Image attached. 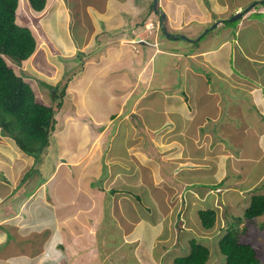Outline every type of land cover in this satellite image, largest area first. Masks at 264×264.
Wrapping results in <instances>:
<instances>
[{
    "label": "rangeland",
    "instance_id": "obj_1",
    "mask_svg": "<svg viewBox=\"0 0 264 264\" xmlns=\"http://www.w3.org/2000/svg\"><path fill=\"white\" fill-rule=\"evenodd\" d=\"M64 1L68 2L71 6L72 24L70 31L73 34L72 38L77 44H82L86 40L85 33L89 32L91 28L90 19L84 13L85 6L87 3H96L98 0ZM28 3L29 0H19V14L17 18L18 20L20 19L22 24L34 27L41 14L33 11ZM263 3L261 1L258 2L260 6L264 5ZM141 4L144 6L148 5L149 1L141 0ZM25 5L29 7L34 17L29 15L27 16L29 19L22 22L23 14H28L22 9ZM158 6L166 9L167 1L159 0ZM255 7L258 8L259 6ZM172 8H170L171 11H173ZM150 11L152 14L157 13L152 6ZM194 13L198 15L200 12L195 9ZM251 16L264 18V14L260 12L252 13ZM239 20L240 18L237 17L229 21V24L233 26V32L237 30L238 27L236 25L239 24ZM213 24L215 22L212 23V26ZM33 29L39 30L37 31L39 33L38 36L44 41L41 38L43 34L42 28L36 25ZM219 31L220 28L215 32H211V34L214 35ZM253 31L257 33L256 28ZM158 35L162 34L157 33V31H153L152 33L147 31V36L150 38L152 36L156 38ZM133 46L130 45L132 50ZM135 46L138 49V46ZM181 46L186 48V51H180L182 54L179 59L177 58L178 60H175L176 58L174 57L173 60L170 56H164L163 60L158 57L155 64L151 62L143 68L145 66L142 63L143 56H140L138 59L134 55L133 65L127 66L125 64L126 66L121 67L122 70H126L124 72H119V69H115L114 67H111L112 69L110 68V70L104 68H97V70L95 69L97 66H89V61L85 60V56L86 58H91V64L97 63V60L101 57L98 58L99 52L97 50L90 54L86 52L84 56V53H80L79 50H76V52L72 50L61 51V45L57 43L47 45L46 41L45 45H39V48L29 58L24 68L19 66V63L12 57L5 55L8 63L15 70L17 68L15 66H19L18 73L26 75L34 89L37 100L42 103L55 105L58 100L53 98V94L55 93L53 86L64 85L66 81H70L68 87H66L67 94L63 98V104L59 107L56 115L57 128L51 136L46 154L43 155L40 161L36 159L30 174L38 173L40 178L46 179V187L44 189L48 192V195L52 193L53 198L49 201L47 198L44 199L50 207L54 209L62 208L60 213H68L73 210L75 206L71 202L82 205L84 208L90 202H94L95 205L97 204L100 213L102 212L100 226H98L99 231L103 235L107 232L108 244L111 242L110 238L116 237L112 241L113 244L118 242V235H122L123 231L126 234L125 230L131 233L140 232L143 236V241L140 243L141 247L137 249V256L141 264L149 262V257H155V261L156 259H161L162 264H174L173 258L184 254L189 240L193 237L200 243L207 245L210 249V258L206 264H225L226 258L221 252L218 242L226 229L232 227L237 230L241 241L249 242L257 248L258 257L264 261V214L252 220L244 217V212L251 202L252 195L264 192V155H251L257 149L256 145L253 146L250 143V141L254 143V140L248 141L249 138H247L248 140L243 138L245 135L243 137L241 135L240 137V133L236 134L237 128L241 126V118L237 116L236 111L242 113L244 121L249 125L247 127L249 129L245 131H253L252 128L255 129L256 127L251 122L256 121L260 117L259 109L253 106V95L249 92L253 85L250 82L246 81L243 88L247 90V93L252 95L250 97L252 99L247 100L248 102L243 101L239 105L236 104V107H233L234 115L229 105L227 108L224 107L225 111L223 114L225 115L224 118H226V124L231 125V123L235 122L233 127L236 130L232 129L230 133L228 132L227 138L224 140L226 146L221 143L223 141L221 138L219 142L215 140L217 142L215 146L226 149L227 154H229L223 164L224 173L227 176L224 178L226 181L220 182L222 187H216L218 186L214 184L216 181L213 180L206 168L201 167L197 170L185 171L187 162L183 163L179 161L185 154L183 148L179 152L178 150L173 153L169 152L177 148L176 146H182L183 144L169 146V148L164 146L167 144V140L170 141L172 139L169 136L171 130L163 131L164 139L162 138V140L164 143L159 145L162 148L161 152L165 156H158L163 161H156L160 165V169L162 168L160 172L161 177L159 176V172L157 176V169L153 165L149 163L144 164L145 162L142 161L138 164L140 166L144 165L143 168L145 167L146 173L141 172V169L135 162L139 158L134 161L128 153L129 151L134 152L135 149H143V145L150 141L145 128H142L144 126L142 118L139 115L142 114L150 123L157 124L162 121V116L164 115L161 106L163 104L159 106V102L157 101L158 105H154L155 101L153 99L157 96L163 99L161 95L163 88L161 87L165 83L172 84L170 86H173V79L176 78L175 85L177 83V86H173L174 90L186 92L191 106L194 104L198 109H201L207 102L210 105L211 103L213 104L214 81L218 85L217 76L213 75L214 68L207 70L210 68V65L209 67L204 66V69L206 68L205 72H203L204 75L191 74L185 71L186 77L179 79V72L174 69H179L182 65L186 66V69H189L192 63H190L191 60L189 59L190 52L199 53L197 51L199 45ZM251 46L255 47L256 45L253 44ZM175 48L181 50V47L175 46ZM231 58V65L234 71L239 69L240 66L243 69H247L248 66H252V68L256 67V73L262 72L264 69V64L261 66L254 62L250 63L243 60L242 56L237 55L235 57V53ZM221 59H223V56ZM177 61L180 64L178 67ZM241 72L246 74L247 71ZM137 73L141 77L138 79L139 85L136 86V89H138L136 94L145 92L142 101L135 97H126L127 92L125 88L128 82H135L137 84L135 79ZM101 74H103V77L100 80L99 76ZM152 74L154 78L150 82ZM148 78L149 81L145 82L144 80ZM104 79L107 81L105 82L106 89L103 91L105 85L100 81L103 82ZM75 80L77 83L73 87ZM207 80L212 84V88L205 83ZM149 84L152 86L151 90L145 89V86ZM156 84L159 85V89L155 88ZM101 87L102 89H100ZM254 88L257 93L261 94L259 86H255ZM111 90L115 92L111 93ZM124 100H127L125 104ZM132 102L134 106L128 111L130 105H133ZM137 113L140 114L137 115ZM130 114L136 116L132 118ZM196 120H200V116ZM98 121L102 122V125ZM180 121L184 122L188 126V129H193L192 126H195L196 123V121H193L191 126V121L183 119L181 115ZM77 122L79 125H87V131L81 128L77 130ZM131 125H134L136 128H132V130L130 128L127 129ZM263 127L264 119H262L259 129L261 130ZM213 132L211 131V135ZM190 135L191 130L186 136L177 137V139L179 142L184 143L183 147L185 146L187 152L196 153L200 150L203 153L206 148H203L201 144H197L199 147L194 144L195 140ZM213 139L215 138L213 137ZM239 140L247 143V145L243 143L245 145L241 147ZM245 150H248V152ZM115 153L119 155V158L116 162L112 163L109 160V155L112 156ZM60 154L63 156H60ZM132 154L131 156L135 157ZM147 155L150 154L147 153ZM62 159H66V162H62ZM58 160L63 165L55 169ZM73 160H76V162H73ZM78 160L81 161L78 162ZM172 163L173 165H178L176 169L174 167L171 168ZM113 168V173L121 171L119 173L120 177H116L115 180V183L120 186L119 188L129 186L131 187L129 191H134L130 197L131 202L128 199H122L124 198L122 192L114 190L115 194L113 195V191H108V188L113 185L111 183H113L112 181L115 178V175L111 174ZM49 177L50 179L48 180ZM36 180L35 178L34 181H30L29 183L28 179V188L31 191L38 185ZM25 185L23 184L22 186ZM155 185L160 189L159 192L156 191ZM50 188L54 189L55 192H51ZM41 192L42 190L38 192L35 199H37ZM96 201L97 203H95ZM202 208H213L216 211V220L212 228L203 227L198 213V210ZM94 211L95 209H93L92 213ZM159 213L163 218L158 222ZM31 214L45 218L51 216L48 210L40 208H36ZM158 232H161V234ZM128 242L127 240L125 246L121 249L126 248ZM112 246H110V252ZM121 246L119 244V248ZM106 250L108 251V248L106 249L102 245L99 248L97 247L96 253L99 256L101 253H106ZM124 264H128L127 259Z\"/></svg>",
    "mask_w": 264,
    "mask_h": 264
},
{
    "label": "crops",
    "instance_id": "obj_2",
    "mask_svg": "<svg viewBox=\"0 0 264 264\" xmlns=\"http://www.w3.org/2000/svg\"><path fill=\"white\" fill-rule=\"evenodd\" d=\"M146 1H149V4L145 6L141 4V0H98L96 3H87L84 13L90 19L91 28L89 32L85 33L86 40L82 44H77L73 40V34L70 31L72 24L70 4L64 0H47L46 8L37 12L41 14L38 22L34 24V27H31L33 29L37 25L42 28L43 34L41 38L44 41L38 36L39 33L37 31L39 30H34L38 41L37 49L39 45H45L46 41L47 45H54L55 43L61 45V51L72 50L76 52V50H79L80 53H84V56L86 52L90 54L97 50L99 52L98 58L101 56L98 59L99 61L97 60V63L91 64V58H86L85 56V60L89 61V66H97L95 69L104 68L107 70L114 67L115 69H119V72H124L126 70H122L121 67L126 66L125 64L127 66L133 65L134 55L138 59L140 56H143L142 63L145 66H142L144 68L151 62L155 64L158 57L162 59L164 56H170L172 59L174 57L176 58L175 60H178L182 54L180 51H186V48L181 45H199L197 51L200 54L194 53V51L190 52L189 59L191 60L190 63H192L189 69H186V66L182 65L179 69L175 68L174 70L179 72V79H181V77H186L185 71L191 74L204 75L203 72L206 69H204V66L209 67L210 65V68L207 70L214 68L213 75L217 76L218 85L214 79L213 104L211 103L210 105L207 102L201 109H198L194 104H192V107L186 92L174 90L173 86L175 85L176 78L173 79V86H170L172 84L165 83L161 87L163 88V92L161 93L163 99L160 96L153 99L155 101L154 105H158L157 101L159 102V106L163 104L161 106L164 115L162 116V121L157 124L150 123L142 114L139 115L140 113H137L142 118L144 126L142 128H145L150 141L143 145V149H135L134 152L129 151L128 153L134 161L139 158L138 162H135L141 169V172L146 173L145 167L143 168L144 165L140 166L138 164L140 161L145 162L144 164L149 163L153 165L157 169V176L159 172V176L161 177L160 172L162 168L160 169V165L156 161H163L158 157L164 156L161 152L162 148L159 147L161 143H164L162 140V138L164 139L163 131L171 130L169 136L172 139L170 141L167 140V144L164 145L166 148H169V146L184 145V143L178 141L177 137L186 136L191 130L190 137L195 140L193 143L196 145L201 144L203 148H206L203 153L200 150L196 153L187 152L183 145L176 146L177 148L175 149L171 148L172 150L169 152L173 153L177 150L179 152L183 148L186 156L184 154V157L179 161L183 163L187 162L185 171H193L201 167L206 168L213 180L216 181L214 183L218 185L216 187H222L221 183L226 181L224 178L227 176L224 173L223 164L229 154H227L226 149L216 147L215 144L217 142L215 140L219 142L222 139L221 143L226 146L224 140H226L228 132L230 133L232 129H235L233 127L235 122L231 123V125L226 124V118H224L225 115L223 114L225 111L224 107L227 108L229 105L234 115L233 107L235 108L236 104L239 105L243 101L248 102L247 100L252 99L250 97L253 95V106L259 109L260 119L258 118L256 121L251 120V123L257 129L251 127L254 132L245 131L249 129L247 128L249 125L244 121L242 113L235 110L237 116L241 118V126L235 130L236 134L240 133V137L241 135L242 137L245 135L244 139L249 138V140L247 139L248 141L254 140V143L253 141H250V143L253 146L256 145L257 149L251 155H264V127L261 130L259 129L262 119H264V69L262 72L256 73V67L252 68V66H248L247 69H243L240 66L239 69L234 71L231 65V57L234 53L235 57L237 55L242 56L243 60L250 63L254 62L261 66L264 64V18L251 16L252 13L256 12L264 14V5L260 6L258 4V2H264V0H165L167 1V8H160L161 11L156 14H152V10L150 11L152 0ZM28 5L33 10L30 2ZM255 6L259 7L256 8ZM169 7H173V11ZM22 9H24L25 13H28L26 15L23 14L22 22L24 20L27 21L29 19L27 16L29 15L34 17V14L31 13L27 5ZM195 9L200 12L198 15L194 13ZM242 10L243 14L238 16L240 20L239 24L236 25L238 28L233 32V26L229 24V21L234 20L235 14ZM148 21L160 22L161 27L157 30V33L162 35H158L156 38L147 36L145 24ZM214 22L215 24L212 26ZM218 28H220V31L212 35L211 32L217 31ZM255 28L257 33L253 31ZM172 34L174 36H170ZM135 40L137 44L133 43ZM253 44L256 46H251ZM130 45H137L138 49L136 50L133 47L132 50ZM174 45L181 47V50L176 49ZM222 56L223 59H221ZM179 65V61H177V67ZM241 71L247 72L243 74ZM154 75L150 76V82L154 78ZM101 77H103V74L99 76L100 80ZM139 77L141 75L139 76L137 73L135 78L137 84L135 82H128L125 91L127 92L126 97H135L142 101L145 92L136 94L138 92L136 86L139 85ZM106 81L105 79L103 82L100 81L105 85L103 91L106 89ZM144 81L148 82L149 78ZM246 81L253 85L249 90L252 95L247 93V90L243 88ZM76 83L77 81L75 80L73 87ZM205 83L212 88V84L208 80ZM175 86H177V83ZM255 86L261 88V94L255 91ZM145 87L147 90H151L150 88H152L150 84ZM167 87L169 88L166 89ZM155 88L159 89L160 87L156 84ZM114 92L111 90V93ZM126 101L124 100V104ZM133 106L134 103L130 105L128 111ZM128 111L126 112L128 113ZM180 115L183 119L191 121V126L193 121H196L195 126H192L193 129H188V126L180 121ZM135 116L134 114H130L132 118ZM198 116H200V120H196ZM133 121L135 120L133 119ZM98 122L102 125V122ZM76 127L77 130L81 128L87 131L88 129L87 125H79L78 122L76 123ZM128 128L132 130V128L135 129L136 127L131 125ZM211 131H214L212 135ZM155 138L156 140H154ZM154 143L155 145H153ZM169 143L170 145H168ZM243 143L245 142L239 140L241 147L245 144L247 145V143ZM197 146L199 147V145ZM245 151L248 152V150ZM131 153L135 157L131 156ZM147 153L150 155H147ZM60 156L63 155L60 154ZM118 158L119 155L116 153L112 156L109 155V160L112 163L116 162ZM65 160L62 159V162H66ZM35 161L36 159L33 155L24 152L22 149L20 150L14 139L2 135L0 132V264H124L126 259L128 264H141L137 256V249L141 247L140 243L143 241L142 234L140 232L131 233L125 230L126 234L123 231L122 235H118L119 240L116 242L117 244H113L112 242L116 237L110 238L112 243L108 244L107 232L104 235L100 234L98 226H100L102 212L100 213L99 207L94 202L88 203L85 208L82 205L71 202L75 208L68 213H60L62 208L54 209L50 207L44 199L47 198L49 201L53 198L52 193L48 195V192L44 189L46 187V179L40 178L38 173L30 174ZM80 161L78 160V162ZM62 162L58 160L55 169L62 166ZM73 162H76V160H73ZM104 162L107 164L106 161ZM177 166L172 163L171 168L174 167L176 169ZM113 171L114 168L111 174L115 175V178L112 181L113 183H111L113 185L108 188V191H113V195L115 194L114 190L122 192L124 194V198L122 199H128L131 202L130 197L134 191H129V188H131L129 186L119 188L120 186L115 183V180L116 177H120L119 173L121 171L116 173H113ZM35 178L38 185L31 191L28 185ZM23 181L25 182L23 183ZM23 184L26 185L22 186ZM165 187L167 188V186ZM155 188L156 191H160L156 185ZM41 190V194L35 199ZM50 190H52L51 192H55L52 188ZM234 191L239 192L237 190ZM260 193L264 194V192ZM99 203L102 205L101 202ZM36 208L48 210L51 216L45 218L31 214ZM93 209H95L94 213H92ZM162 218L160 215L158 222ZM158 233L161 234V232ZM127 240L129 241L128 246L121 249L125 246ZM119 244L122 245L120 248ZM102 245H104V248H108V251L106 250V253H101L98 256L96 253L97 247L99 248ZM111 245L113 246L110 252ZM146 264H162V260L156 259L155 261V257H149V262H146Z\"/></svg>",
    "mask_w": 264,
    "mask_h": 264
},
{
    "label": "trees",
    "instance_id": "obj_3",
    "mask_svg": "<svg viewBox=\"0 0 264 264\" xmlns=\"http://www.w3.org/2000/svg\"><path fill=\"white\" fill-rule=\"evenodd\" d=\"M29 2L36 12L44 10L47 5V0ZM18 6L19 0H0V132L14 139L20 149L40 161L57 128L56 115L63 104L70 81L61 87L53 86V98L58 101L50 105L38 101L26 75L18 73V67L24 68L38 46L34 29L22 24L17 18ZM151 6L156 12L161 11L158 4L157 8L153 7V3ZM5 55L19 63V66H15L16 70L8 63ZM198 213L203 227L212 228L216 211L213 208H202ZM262 214L264 194L254 193L244 217L252 220ZM188 243L184 254L173 258L174 264H206L210 258L209 247L194 237ZM218 245L225 255V264H264L258 257L257 248L249 242L241 241L234 227L226 229Z\"/></svg>",
    "mask_w": 264,
    "mask_h": 264
},
{
    "label": "built area",
    "instance_id": "obj_4",
    "mask_svg": "<svg viewBox=\"0 0 264 264\" xmlns=\"http://www.w3.org/2000/svg\"><path fill=\"white\" fill-rule=\"evenodd\" d=\"M146 30L149 32V33H152L153 31H155L156 28H158L159 26V23H155V22H147L146 23ZM136 48V46H134Z\"/></svg>",
    "mask_w": 264,
    "mask_h": 264
},
{
    "label": "water",
    "instance_id": "obj_5",
    "mask_svg": "<svg viewBox=\"0 0 264 264\" xmlns=\"http://www.w3.org/2000/svg\"><path fill=\"white\" fill-rule=\"evenodd\" d=\"M157 3H158V0H154V2H153V7H154V8H157ZM242 14H243V11L237 13V14L233 17V19L237 18L238 16H241Z\"/></svg>",
    "mask_w": 264,
    "mask_h": 264
},
{
    "label": "clouds",
    "instance_id": "obj_6",
    "mask_svg": "<svg viewBox=\"0 0 264 264\" xmlns=\"http://www.w3.org/2000/svg\"><path fill=\"white\" fill-rule=\"evenodd\" d=\"M242 11H243V10H242ZM236 14H237V13H236ZM236 14H235V15H236ZM148 22H150V21H148ZM151 22H154V21H151ZM155 23H157V22H155ZM158 23H159V26H158V28L155 29V31H157V30L161 27L160 22H158ZM145 25H146V24H145ZM145 27H146V26H145ZM155 31H154V32H155ZM133 43H134V44H137V41L135 40V41H133ZM134 46H135V45H134ZM134 46H133V47H134ZM134 48H135V47H134ZM135 49H136V48H135ZM136 50H137V49H136ZM31 57H32V56H31ZM28 60H29V59H28ZM69 83H70V82H69Z\"/></svg>",
    "mask_w": 264,
    "mask_h": 264
}]
</instances>
